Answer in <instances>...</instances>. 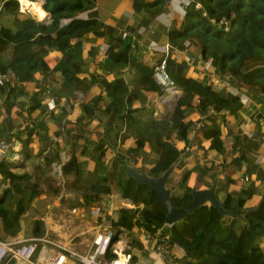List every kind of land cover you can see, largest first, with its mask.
Masks as SVG:
<instances>
[{"label":"crops","instance_id":"1","mask_svg":"<svg viewBox=\"0 0 264 264\" xmlns=\"http://www.w3.org/2000/svg\"><path fill=\"white\" fill-rule=\"evenodd\" d=\"M91 1L90 8L79 12L78 16L95 18L98 26L71 43L73 60L78 61L80 66L64 75L55 72L53 78L35 72L24 82L27 95L37 91L39 105L34 109L26 110L28 101L22 107H12L9 112L0 108V160L6 162L12 172L28 177L18 194L31 198L20 215L19 230L11 237L24 239L48 233L77 253L90 250L93 236L101 226L110 228L108 219L117 209L136 206L129 199L122 198L111 181L109 193L101 195L99 204L87 202L85 198L91 195L89 186L96 181L97 174L101 177L109 175L113 162L123 166L118 154L146 173L153 165L157 152L148 146L138 147L135 141L140 139V135L132 127L136 123L143 124L149 118L148 112H152L155 119L168 118L175 101L170 107L161 97L160 87L155 85L154 88L144 89L138 84L141 72L137 63L152 67L155 57L160 59L163 44L168 43L167 31L178 24L182 15L181 0H165L161 10L151 20L133 10L132 0ZM1 3L0 23L11 27L12 12L1 10ZM18 11L24 14L21 5ZM26 11L33 18L43 20L39 16L41 7L40 10L30 8ZM46 19L45 16L44 21ZM119 35H129L138 46L142 45V52L138 57L131 56L127 64L109 70L103 63L105 50L107 47H118L116 38ZM182 49H177V55L169 56L183 67L184 76H187L191 72L186 70V59L191 56L196 58L199 53L188 40L183 42ZM42 58L51 68L61 58V52L46 48ZM174 63H171L172 68ZM95 68L108 70L109 74H102L99 80H89L87 71ZM192 77L201 79L196 73ZM116 79L121 81L122 89L105 87ZM175 85L179 95H182L183 91ZM213 88L221 95L231 97L223 89ZM119 95L120 98L113 104ZM233 100L235 106L232 111H217L209 105L198 109V97L192 95L183 108L184 120L188 123L185 135L180 136L176 130L165 135L179 152L166 182L167 186H173L170 195L181 194L176 184L184 173V184L190 188L206 189L214 184L219 200L226 193L236 195L243 189L248 193L244 206H255L261 201L264 193V121L258 119L259 103L252 102L247 107L241 104L238 97H233ZM119 102L129 110H136V113L130 115L125 123L124 118L118 119L124 111H117L111 124H121L122 128L119 134L112 135L111 145L103 137L105 106L116 104L118 107ZM197 123L201 126L198 127ZM215 125L220 133L217 143H213L211 137L203 136L204 131L213 130ZM26 129L30 131L27 158L20 151V141L26 138ZM100 148L104 153L97 160ZM55 153L56 158H52ZM69 159L72 164L63 175L61 168ZM98 163L105 164V169L97 173L95 167ZM108 179L112 180L110 176ZM31 185H34L32 196ZM34 221H38L37 224ZM143 233L137 228L119 233L128 241L129 253L135 255L133 264H162L152 251L142 248ZM87 235L91 237L89 243H86ZM3 236L8 235L0 237ZM73 237H77L76 241L82 245L70 242ZM133 237L137 239L139 248L133 244ZM258 244L264 249V237L259 238ZM170 250L180 253L178 247H171Z\"/></svg>","mask_w":264,"mask_h":264},{"label":"trees","instance_id":"2","mask_svg":"<svg viewBox=\"0 0 264 264\" xmlns=\"http://www.w3.org/2000/svg\"><path fill=\"white\" fill-rule=\"evenodd\" d=\"M0 1L1 10L8 9L12 12L11 27L0 23V74L4 75L0 83V108L9 112L12 107H22L28 101L26 110L34 109L39 105L37 91L27 95L24 82L35 72L53 78L55 72L64 75L80 66L78 61L73 60L71 43L98 26L95 18L78 16L79 12L90 8L92 1L44 0L39 16L44 21L45 16L48 19V14L45 13L48 12V23L40 22L30 14H20L16 0ZM164 1L132 0V8L151 20L161 10ZM196 1L201 4L207 16L215 21L221 17L226 18L229 21L227 29L210 23L191 3L185 7L178 25L167 31L168 43L176 49H181L185 40L193 44L199 53L197 57L209 61L217 73L243 86L254 102L259 103L258 119L264 121V0ZM116 39L118 47H107L105 50L103 63L109 70L127 64L131 56L138 57L142 52V45L138 46L129 35H119ZM46 48L61 52V58L51 68L42 58ZM171 63L174 62L170 56L166 57V71L183 91L175 100L171 115L168 118L155 119L152 112H148L149 118L143 124L136 123L132 127L140 135V139L135 141L136 145L141 148L148 146L157 152L153 165L147 171L150 176H158L179 156L177 148L165 135L173 130L180 136L185 135L188 123L184 120L183 108L190 102L192 95L198 97V109L209 105L217 111H232L235 106L234 96L228 98L221 95L207 85L203 78L198 80L192 77V71L190 75L184 76L183 67L174 63L172 68ZM137 67L141 72L138 84L144 89L158 86L151 77L152 67L140 63H137ZM120 83L116 79L105 84V87L122 89ZM119 98L120 95L113 104ZM105 108L107 111L103 121V137L112 145V135L119 134L122 128L121 124H111L117 111H124L118 115V119L124 118L126 123L136 110H129L120 102L118 107L116 104H107ZM25 133L26 138L20 141V151L27 158L30 131L26 129ZM219 134L218 126L215 125L213 130L204 131L203 136L211 137V141L217 143ZM103 153L100 148L97 160L102 158ZM56 155L55 153L52 158H56ZM71 164L72 160L69 159L62 166L63 175ZM8 166L0 160V176L6 184L0 195V224L3 234L14 236L19 230L20 215L28 207L31 198L26 199L18 194L19 188L28 181V177L12 172ZM95 169L98 173L105 169V164L98 163ZM109 176L112 180L108 179ZM184 180L183 173L176 184L181 194L170 195L174 206H185L190 199V187L184 184ZM110 181L111 184L115 183L122 198L129 199L136 205L132 209L119 208L108 219L109 226L114 231L113 239L121 230L128 232L137 228L152 238L157 233L165 235L170 248L180 249L179 264H264V249L258 244L259 238L264 237V193L261 201L253 209L242 211L240 217L221 216L215 208L204 203L167 226L164 224L165 208L156 192L133 181L125 174L123 166L119 167L115 162L111 165L109 175L101 177L97 174L96 181L89 186L91 195L85 200L99 204L101 195L110 191ZM30 191L32 196L34 185H31ZM247 196V191L241 189L236 195L226 193L220 201L225 209L233 210L235 207H244ZM37 222L34 221L35 224ZM132 239L133 244L139 248L137 239ZM112 256L109 250L105 252V259ZM133 261L135 255L130 254L129 262Z\"/></svg>","mask_w":264,"mask_h":264},{"label":"built area","instance_id":"3","mask_svg":"<svg viewBox=\"0 0 264 264\" xmlns=\"http://www.w3.org/2000/svg\"><path fill=\"white\" fill-rule=\"evenodd\" d=\"M16 1L19 5V1ZM191 3H193V8L199 9L200 14L206 17L210 23L216 24L224 30L227 29L229 21L226 18L221 17L218 21H215L214 18L208 17L201 4L196 0H181L180 9L182 15L185 7L190 6ZM182 15L179 20L182 19ZM163 48L164 51L160 59L152 66L151 77L160 87L161 97L170 104L177 99L180 93L166 71V57L171 54L177 55V49L167 42L163 44ZM186 61L188 63L187 72L192 71V73L194 72L201 76L207 85L221 88L230 96L238 97L242 105L249 107L252 103L253 100L251 101L250 94L244 91L237 83L217 73L209 61L201 60L199 57L197 59L188 58ZM87 72H89L87 76L89 80H99L102 74H109L108 70H102L101 68L89 69ZM3 78L4 75L0 74V83ZM259 120L262 121L260 118ZM197 126L200 127V123H197ZM4 188H6V184L0 178V190ZM113 235L114 231L111 228L101 226L92 238L90 250L85 253L74 252L71 248L59 243L56 238L48 233L24 239L3 236L0 237V264H6L10 258H13L11 264H128L130 258L128 241L119 233L114 239ZM143 238L142 248L145 251H152L162 264L180 263L179 253H173L170 250L165 235L157 233L152 238L144 232ZM107 250L113 255L108 260L104 259Z\"/></svg>","mask_w":264,"mask_h":264},{"label":"water","instance_id":"4","mask_svg":"<svg viewBox=\"0 0 264 264\" xmlns=\"http://www.w3.org/2000/svg\"><path fill=\"white\" fill-rule=\"evenodd\" d=\"M43 3L44 0H42L41 5ZM46 13L48 14L47 21L40 22H49L50 14L48 12ZM155 59L156 61H158L159 56H156ZM118 156L122 159L123 169L128 177H130L138 184L146 185L151 190L155 191L159 196L161 204L165 208L164 224L167 226L178 221L181 217L189 214L199 205H202L204 203L209 204L213 208H215L221 216L229 215L240 217L242 211H249L254 208V206H244L235 207L233 210L225 209L221 201L215 195L214 184L210 185V187L206 189H195L194 187H191L189 191L190 199L188 203L185 206H174L170 200V192L173 189V186L166 185L167 179L173 169L174 163H171L158 176H150L144 171V169H138L133 164L129 163L126 157L121 156L120 154H118ZM12 262L13 258H10L6 264H11Z\"/></svg>","mask_w":264,"mask_h":264},{"label":"rangeland","instance_id":"5","mask_svg":"<svg viewBox=\"0 0 264 264\" xmlns=\"http://www.w3.org/2000/svg\"><path fill=\"white\" fill-rule=\"evenodd\" d=\"M35 1H39V4L41 5V2H42V0H35ZM17 9H19L20 7H19V5L17 4ZM4 11V10H3ZM24 12V14L26 15V14H30L28 11H23ZM244 91H245V89L243 88V86H241L240 84H238ZM252 98V97H251ZM253 99H251V101H252ZM252 102H254V100L252 101ZM172 105H173V102H171L170 104H169V106L170 107H172ZM78 223H76V225H77ZM3 234V231H2V228H1V224H0V236ZM72 235V234H71ZM86 238H88V241H86V243L88 242H90L91 241V237H89L88 235H87V237ZM77 240V237H73V238H71L70 239V242H75V244L77 245V246H79V245H82V243H79V242H77L76 241ZM90 245V244H89ZM88 245V246H89ZM85 247H86V245H84ZM77 250V249H76ZM104 259H105V257H104ZM109 259V258H108ZM108 259H106V260H108ZM128 264H133V262H128Z\"/></svg>","mask_w":264,"mask_h":264},{"label":"bare ground","instance_id":"6","mask_svg":"<svg viewBox=\"0 0 264 264\" xmlns=\"http://www.w3.org/2000/svg\"><path fill=\"white\" fill-rule=\"evenodd\" d=\"M18 1H19V7L21 5L23 11H26L30 8L40 10L41 6L39 4V1H33V2L32 1L28 2L27 0H18Z\"/></svg>","mask_w":264,"mask_h":264},{"label":"clouds","instance_id":"7","mask_svg":"<svg viewBox=\"0 0 264 264\" xmlns=\"http://www.w3.org/2000/svg\"><path fill=\"white\" fill-rule=\"evenodd\" d=\"M18 4V3H17Z\"/></svg>","mask_w":264,"mask_h":264}]
</instances>
